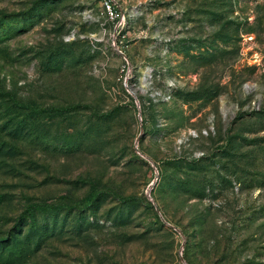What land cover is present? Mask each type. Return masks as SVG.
Listing matches in <instances>:
<instances>
[{
    "label": "rangeland",
    "instance_id": "374dc122",
    "mask_svg": "<svg viewBox=\"0 0 264 264\" xmlns=\"http://www.w3.org/2000/svg\"><path fill=\"white\" fill-rule=\"evenodd\" d=\"M0 0V264H264V0Z\"/></svg>",
    "mask_w": 264,
    "mask_h": 264
},
{
    "label": "built area",
    "instance_id": "2783aa9c",
    "mask_svg": "<svg viewBox=\"0 0 264 264\" xmlns=\"http://www.w3.org/2000/svg\"><path fill=\"white\" fill-rule=\"evenodd\" d=\"M105 5H106V9L109 11V13H112L115 16H119L120 13H122L121 10L116 8L115 0H106Z\"/></svg>",
    "mask_w": 264,
    "mask_h": 264
}]
</instances>
